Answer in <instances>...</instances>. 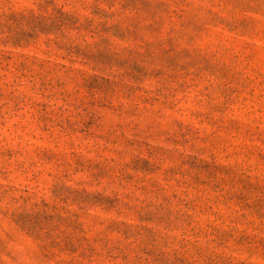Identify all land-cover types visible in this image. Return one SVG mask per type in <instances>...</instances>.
Segmentation results:
<instances>
[{"label":"rangeland","instance_id":"1","mask_svg":"<svg viewBox=\"0 0 264 264\" xmlns=\"http://www.w3.org/2000/svg\"><path fill=\"white\" fill-rule=\"evenodd\" d=\"M0 264H264V0H0Z\"/></svg>","mask_w":264,"mask_h":264}]
</instances>
